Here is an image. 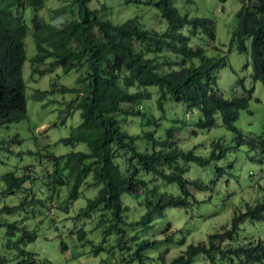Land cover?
Instances as JSON below:
<instances>
[{
	"label": "rangeland",
	"instance_id": "374dc122",
	"mask_svg": "<svg viewBox=\"0 0 264 264\" xmlns=\"http://www.w3.org/2000/svg\"><path fill=\"white\" fill-rule=\"evenodd\" d=\"M154 1L91 0L88 6L113 24L136 19L140 27L163 33L167 31L168 25L153 5ZM171 4L181 16L206 18L213 24V40L200 30L191 32L189 25H184L179 31L188 37V45L203 47L206 56H224L225 64L213 72L214 90L226 99L246 95L248 91L250 97L247 108L239 110L234 131L221 124L219 114L215 115L214 126L198 128L196 124L202 113L170 99L163 103V110H160L157 106L158 88L154 85L141 87L143 97L148 98H140L132 103L133 109H138L140 115L117 116L121 131L136 137L133 145L140 152L169 148L173 143L172 146L179 149H193L195 154L206 157L212 150L213 142L220 141L223 147H230L223 158L206 167L180 161L176 164L187 178H201L212 190H195L185 210L169 207L163 211L164 215L152 218L147 230H141L140 227V242L144 239L152 242L169 234L174 235L173 242L140 252L149 257L148 264H155L154 258L159 255H163L162 264H168L188 244L206 242L208 234L229 226L233 213L243 212L246 203L254 205L264 201V156L259 150H249L244 144H236L238 132L243 135L242 143L246 137L264 142V84L252 78L249 42L246 52L240 53L235 47L229 48L231 32L236 25L235 14L241 1L171 0ZM61 6L65 8L64 13L56 18L51 11ZM20 13L27 25L23 37L25 60L22 65L26 116L18 122L0 126V254L8 264L29 258L51 264L120 262L121 257H129L135 252V248H125L133 244L127 240V245L120 247L116 243L118 235L115 232L105 234L111 222L109 214L102 215L96 211L83 216L82 213L87 199L97 194L100 184H95L89 173L79 185L77 198L69 200V189L74 179L70 166L65 157L58 162L51 158L70 152L88 151L84 142L66 145L60 141L81 123L80 110L75 108L80 94L57 90L62 86L83 89L86 82L77 83V78L85 76V66L71 69L67 73L63 72L60 65L42 75L33 71V68L46 69L53 61L46 58L41 63L35 62L37 50L32 34L33 23L51 24L57 20L76 18L77 8L72 0H43L38 8L27 7L21 9ZM162 54L159 62L163 70L179 68L181 63L177 61L178 57L166 50ZM163 59L173 63L165 66ZM193 62L197 64L198 60L194 58ZM37 91L47 93L39 97ZM170 129L174 133L172 140L166 138V131ZM147 132L153 135L156 142L144 136ZM114 161L121 170L125 169L124 152L115 156ZM164 168L171 170L173 166L165 165ZM55 171L58 174H54ZM9 173L16 178H25L21 188L7 189L3 176ZM143 176L148 179L149 190L137 195H121L122 206L126 210L122 214L123 223L119 226L125 228V239L133 234L135 227L128 225L139 221L148 203L155 202L162 195L180 194L175 183L163 181L148 173ZM153 186L154 191L151 190ZM197 200L202 203H196ZM79 229L86 233L82 240L77 237ZM25 230L35 232V237H28ZM257 239L264 241V219H243L233 243L246 244ZM224 243L229 244V241ZM98 246L103 250L96 252ZM22 251L27 254L23 255ZM213 256L214 263L206 255L197 254L194 263L229 264L227 259H221L218 254ZM129 264L139 263L134 260Z\"/></svg>",
	"mask_w": 264,
	"mask_h": 264
},
{
	"label": "trees",
	"instance_id": "16d2710c",
	"mask_svg": "<svg viewBox=\"0 0 264 264\" xmlns=\"http://www.w3.org/2000/svg\"><path fill=\"white\" fill-rule=\"evenodd\" d=\"M90 1L72 0L77 8L76 18L57 20L51 24L33 23L32 34L37 50L35 62L41 63L46 58L53 60L46 69L33 68V71L42 75L60 65L63 72L67 73L71 69L85 66V76L77 78V83L86 82L83 89L62 86L57 90L80 94L75 108L80 110L81 123L60 141L66 145L84 142L88 151L70 152L51 158L56 162L64 157L67 159L74 176L69 189V200L77 198L79 185L89 173L92 174L93 182L100 184L97 194L87 199L82 209L83 216L96 211H100L102 215L109 214L111 222L104 230L105 234L115 232L118 235V246L125 247L128 240L133 246L125 248H135V252L129 257H121L120 262L112 264H129L134 260L139 264H148L149 257L140 252L144 249H156L166 242L171 243L174 235L169 234L152 242L148 239L140 242V227L141 230H147L152 218L164 215L163 211L169 207L185 210L193 199L195 190H212L201 178H187L176 164L180 161L206 167L223 158L230 147H223L220 141L213 142L212 150L206 157L195 154L193 149H179L172 146L173 143L169 148L140 152L133 145L136 137L121 131L117 116L140 115L138 109H133L132 103L140 98H148L143 97L141 87L154 85L158 88L157 106L160 110H163V103L170 99L202 113L196 124L198 128H211L215 125V115L219 114L221 124L234 131L239 110L248 106L250 91L246 95L226 99L219 91L214 90L213 72L225 64L224 56H206L203 47L188 45V37L179 31L184 25H189L191 32L200 30L213 40L214 26L209 19L181 16L171 0H155L153 5L168 25L166 32L158 33L140 27L136 19L113 24L101 18L97 10L90 9ZM240 1L229 48L235 47L240 53L246 52L247 41L249 42L252 78L264 84V0ZM42 2L43 0H0V126L18 122L26 116L22 65L25 60L23 37L27 32V25L23 22L20 10L27 7L36 9ZM64 10V6H61L51 12L58 18ZM164 50L179 58L177 61L181 65L178 69H162L159 59ZM194 58L198 60L197 64L193 62ZM163 60L165 66L173 63ZM133 87H137V90L130 91ZM45 93L47 91H37L39 97ZM37 95L35 93V97ZM173 134L172 129L167 130L166 138L172 140ZM144 136L154 140L151 133L147 132ZM236 140L237 146L244 144L249 150H259L264 156L262 140L246 137L242 143L243 135L240 132L237 133ZM120 152H124L126 160L124 170L114 161ZM165 165H172L173 168L166 170ZM56 173L57 171L54 172ZM145 173L177 184L180 194L162 195L155 202L148 203L139 221L128 225L135 227L133 234L125 239V228L119 226L123 223L122 214L126 210L122 206L121 195H137L149 190L148 179L143 176ZM3 179L8 190L21 188L25 181V178H16L10 173L4 175ZM154 189L155 186L151 190ZM196 203L200 204L202 201L197 200ZM245 218L264 219V201L254 205L246 203L243 212L233 213L229 226L208 234L206 242L188 244L168 264H195L194 257L197 254L206 255L212 263L215 262L213 254H218L221 259H227L229 264H264V241L257 239L246 244L233 243L239 225ZM25 234L32 239L35 237V232L25 230ZM85 235L84 230H77L79 240L84 239ZM225 241H229V244L224 243ZM101 248L98 246L95 251L103 250ZM21 253L27 254L25 251ZM163 260V255H159L154 258V263L159 264L160 261L162 264ZM0 264H8L1 254ZM16 264L51 263L29 258Z\"/></svg>",
	"mask_w": 264,
	"mask_h": 264
}]
</instances>
